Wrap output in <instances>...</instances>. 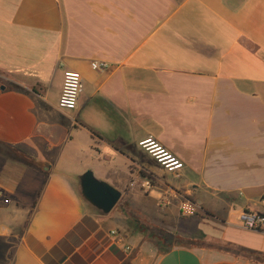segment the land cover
Returning <instances> with one entry per match:
<instances>
[{
    "label": "crops",
    "instance_id": "crops-1",
    "mask_svg": "<svg viewBox=\"0 0 264 264\" xmlns=\"http://www.w3.org/2000/svg\"><path fill=\"white\" fill-rule=\"evenodd\" d=\"M86 171L120 192L109 213ZM245 210L264 213V0H0V264H263L223 246L264 254Z\"/></svg>",
    "mask_w": 264,
    "mask_h": 264
},
{
    "label": "built area",
    "instance_id": "built-area-1",
    "mask_svg": "<svg viewBox=\"0 0 264 264\" xmlns=\"http://www.w3.org/2000/svg\"><path fill=\"white\" fill-rule=\"evenodd\" d=\"M108 64L103 61H92L90 63L91 69L95 71L104 70ZM83 88L81 75L74 70H65L63 72L61 90L57 101V106L61 109L72 110L77 105V100ZM138 145L148 152L155 161L166 171L173 172L182 168V161L176 156L161 152L164 149H158L151 138L141 140ZM179 210L183 216H193L198 212V206L188 199H184L179 203ZM239 221L242 227L264 232V213L256 211H242L239 214Z\"/></svg>",
    "mask_w": 264,
    "mask_h": 264
},
{
    "label": "water",
    "instance_id": "water-1",
    "mask_svg": "<svg viewBox=\"0 0 264 264\" xmlns=\"http://www.w3.org/2000/svg\"><path fill=\"white\" fill-rule=\"evenodd\" d=\"M78 179L83 199L103 214L109 213L120 198L118 190L96 179L90 171L84 172Z\"/></svg>",
    "mask_w": 264,
    "mask_h": 264
},
{
    "label": "trees",
    "instance_id": "trees-1",
    "mask_svg": "<svg viewBox=\"0 0 264 264\" xmlns=\"http://www.w3.org/2000/svg\"><path fill=\"white\" fill-rule=\"evenodd\" d=\"M195 216V215H193ZM191 216V217H193ZM191 239H203L204 238V235L201 231L199 230H196L195 232L192 233V236H190ZM162 239H166L169 241L168 244L165 245V247L163 249H168L172 243L171 238L169 236H166V235H162ZM175 242H178V243H184L182 240H179L177 238V240ZM225 247H228L236 252H238L239 254H243V255H248V256H253L257 261L261 262L264 264V254L263 253H260V252H256V251H253V250H249V249H245V248H242V247H239V246H233V245H230V244H225L223 245Z\"/></svg>",
    "mask_w": 264,
    "mask_h": 264
},
{
    "label": "bare ground",
    "instance_id": "bare-ground-1",
    "mask_svg": "<svg viewBox=\"0 0 264 264\" xmlns=\"http://www.w3.org/2000/svg\"><path fill=\"white\" fill-rule=\"evenodd\" d=\"M156 147H158V145H156ZM158 149H162V148H158ZM161 152H165V151H161Z\"/></svg>",
    "mask_w": 264,
    "mask_h": 264
},
{
    "label": "rangeland",
    "instance_id": "rangeland-1",
    "mask_svg": "<svg viewBox=\"0 0 264 264\" xmlns=\"http://www.w3.org/2000/svg\"><path fill=\"white\" fill-rule=\"evenodd\" d=\"M179 240H181L180 238H178Z\"/></svg>",
    "mask_w": 264,
    "mask_h": 264
}]
</instances>
